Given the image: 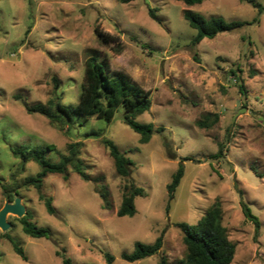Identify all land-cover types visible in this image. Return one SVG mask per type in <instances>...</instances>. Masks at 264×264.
<instances>
[{"label": "rangeland", "instance_id": "1", "mask_svg": "<svg viewBox=\"0 0 264 264\" xmlns=\"http://www.w3.org/2000/svg\"><path fill=\"white\" fill-rule=\"evenodd\" d=\"M254 1L264 6V0ZM186 9L226 23L256 22L192 47L196 31L183 18ZM90 56L106 60L110 71L127 74L150 93L149 111L136 118L160 129L148 143L140 144L123 124L121 108L110 122L75 117L63 128L25 111L23 102L47 104L55 92L62 104L76 105ZM236 69L246 98L230 74ZM206 115H217L218 122L199 128ZM92 131L101 136L87 137ZM102 139L133 162L130 177L116 173ZM76 143L90 180L71 166L66 176L47 175L41 193L51 198L54 214L34 188L12 192L32 222L50 235L30 238L20 218L9 216L10 228L0 231V264H62L61 256L71 264H107L103 253L113 257L111 264H159L161 255L177 264L185 246L176 224L195 225L213 204L235 245L231 264H264V11L238 0H205L191 7L175 0H0V209L11 200L1 185L9 188L14 178L20 184L39 172L30 161L20 170L11 148L50 146L46 157L56 163ZM219 144L222 157L212 159ZM180 165L183 176L169 200L167 185ZM94 179L108 190V209ZM129 182L144 196L135 198L132 217H118ZM241 203L260 222L256 237ZM161 234L159 254L133 263L121 258L136 242L151 244ZM5 235L19 243L25 260Z\"/></svg>", "mask_w": 264, "mask_h": 264}, {"label": "trees", "instance_id": "2", "mask_svg": "<svg viewBox=\"0 0 264 264\" xmlns=\"http://www.w3.org/2000/svg\"><path fill=\"white\" fill-rule=\"evenodd\" d=\"M55 1V0H50ZM119 4H128L134 0H116ZM183 3L186 7L201 4L205 0H175ZM247 3L257 9L259 13L264 11V6L254 0H238ZM151 18H155L152 11H149ZM183 18L188 25L196 31V35L191 40V46L198 45L203 39H213L218 33L231 32L244 25H250L256 22L254 19L250 23L230 22L226 23L220 18H204L190 10L183 11ZM84 78L82 90L76 105H64L61 103L59 96L53 93L52 98L47 104L27 105L22 103L28 114H37L45 117L52 125L69 127L74 118L83 120L96 119L110 122L115 112L121 108L122 122L139 136V143L146 144L150 141L155 130L152 125L141 124L136 118L143 113L149 111L151 107L150 93L143 90L140 86L132 82L131 78L119 71H110L106 60L100 61L97 56H90L85 61ZM239 93L246 98V89L243 79L240 77L239 70H231ZM250 76H253L251 74ZM56 81V79H54ZM19 99V97H16ZM210 117L213 119L210 121ZM217 115H206L202 120L197 122L199 128H210L212 124L218 122ZM87 137H100L101 133L92 131L86 135ZM102 144L107 148L113 159L116 173L122 177H130L133 162L126 158L117 148V146L108 139H102ZM78 144L70 147L68 156L60 155L58 162H52L46 157V153L52 151V147L46 148L31 147L27 145L16 146L10 149L13 157L20 161V170L23 171L27 162H33L39 172L35 176L26 177L20 184L13 179V185L9 188L1 185V188L11 200V193L16 194L19 188H34L39 200H41L49 214H54L51 198L41 193V187L44 178L50 174L65 175L68 172V166L84 181H89L88 175L84 171L83 162L77 155ZM223 145H218L216 154L211 155L212 159L222 157ZM183 176V168L180 165L172 176L171 182L167 185V194L169 200L174 198V193ZM95 184L99 180L94 179ZM95 192L100 196L104 209L110 207L109 193L106 186L99 183ZM144 190L137 187L133 182H129L124 186L121 205L118 209V217H132L136 213L134 200L136 197H143ZM242 214L246 220L254 225V236L259 234L260 222L256 216L251 213L250 208L241 203ZM222 212L218 204H213L203 215V217L195 224L188 225L186 223L176 224V227L182 233V242L185 246V255L177 264H231L235 254V245L229 241L226 228L221 224ZM22 232L30 238H48L50 233L48 229L36 226L32 222L31 215L25 214L18 219ZM6 240L11 245L14 253L21 259L25 260L24 251L19 243L11 236L5 235ZM162 234L159 235L151 244L136 242L134 251L130 254L123 253L121 258L129 263L140 261L142 259L157 255L160 253L163 239ZM60 256V254L58 253ZM107 264L113 262V257L108 253H103ZM62 258V264H71L68 259ZM159 264H171L164 255L159 257Z\"/></svg>", "mask_w": 264, "mask_h": 264}, {"label": "water", "instance_id": "3", "mask_svg": "<svg viewBox=\"0 0 264 264\" xmlns=\"http://www.w3.org/2000/svg\"><path fill=\"white\" fill-rule=\"evenodd\" d=\"M233 186L241 200V194L240 191L237 189V184L235 180L233 181ZM25 214V208L22 205L21 199L19 197H15L12 202L5 201L2 208L0 209V231L6 232L10 228V223L8 222L9 216L22 218Z\"/></svg>", "mask_w": 264, "mask_h": 264}]
</instances>
